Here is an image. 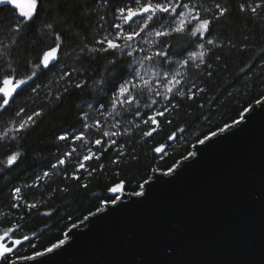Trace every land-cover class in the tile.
I'll return each instance as SVG.
<instances>
[{"label":"snow or ice","instance_id":"1","mask_svg":"<svg viewBox=\"0 0 264 264\" xmlns=\"http://www.w3.org/2000/svg\"><path fill=\"white\" fill-rule=\"evenodd\" d=\"M70 3L0 0L8 13L0 15V264H45L69 245L72 229L126 206L122 193L142 199L152 183L175 180L200 150L169 165V142L208 119L193 105L202 110L198 101L218 70L227 72L233 53H247L258 40L253 62L240 72L264 84V34L255 31L264 25V0H82L75 14ZM234 19L245 24L239 34L226 30ZM255 103L264 110V94ZM243 113L219 133L239 126ZM49 116L60 122L33 147L29 138ZM217 135L197 136L196 144L205 149ZM144 149L166 167L149 170L170 179L132 187L134 176L122 174ZM93 185L105 193L95 211L38 245L60 222H48L59 216L54 201L87 195Z\"/></svg>","mask_w":264,"mask_h":264},{"label":"water","instance_id":"2","mask_svg":"<svg viewBox=\"0 0 264 264\" xmlns=\"http://www.w3.org/2000/svg\"><path fill=\"white\" fill-rule=\"evenodd\" d=\"M248 108L207 148L193 144L198 158L175 180L142 199L122 193L126 206L72 229L45 264H264V110Z\"/></svg>","mask_w":264,"mask_h":264},{"label":"trees","instance_id":"3","mask_svg":"<svg viewBox=\"0 0 264 264\" xmlns=\"http://www.w3.org/2000/svg\"><path fill=\"white\" fill-rule=\"evenodd\" d=\"M55 0H53V3ZM82 3V0H71L70 7L73 9V14L79 11L78 5ZM0 15L7 16V10L0 12ZM77 23L86 24L87 20H81L79 16H76ZM245 24L240 19H234L229 26H226V30L229 33L239 34L243 30ZM249 28L255 27L251 23L248 24ZM256 34L259 37L264 34V25L255 28ZM261 44L259 40L255 48H250L247 53L235 52L233 53L232 59L228 61V71L224 72L218 70V75L212 79L208 87L211 89L203 100L198 103H203L205 106L201 110L193 105L195 115H199L203 111L208 117L207 120L200 119L196 125L183 134H180L179 139L174 142H169L171 147L168 149L170 158L167 159V163L170 165L173 161H179L182 159L181 153L184 155L188 151H191L192 145L196 143L197 136L202 138V134L210 135L212 131L219 130L220 126L225 123L232 124L234 120L240 118V114L243 113L245 108H248L257 98H260L264 94V84L260 83L259 79H255L252 73L248 76H243L240 72L242 68L253 62V57L256 52L259 51ZM257 73L259 69H255ZM255 80V86L253 87L252 81ZM59 119L53 120L52 116H49L47 120L33 133L29 138L28 143L33 147H38L44 143V137H48L55 124L59 123ZM170 131V129H166ZM158 139H160L158 137ZM54 149H46V151ZM146 155L142 157L141 162L126 171L123 172V176H134L132 179V187H135L137 182H142V179H148L151 171L150 167H161L166 170V167L162 161L153 160L152 153L147 152L144 149ZM34 157L30 156L27 163H31ZM132 187H129L126 191L131 192ZM139 190V189H137ZM95 193V196L91 194ZM101 187L95 185L92 186L89 194L84 193L78 194L75 199L67 198V200L54 201L55 207L59 210V216H54L49 224H55L56 220L59 219V224H55L50 231H47L43 236L37 240V244L47 245L49 241H55L56 237L62 230H67L71 227L73 222L78 223L79 219L83 218L89 211H95L97 199L104 195ZM109 195V194H108ZM65 204L68 206L66 207ZM71 214V219H61ZM44 219V218H42ZM40 227H43L42 221H37ZM39 230V229H37Z\"/></svg>","mask_w":264,"mask_h":264}]
</instances>
